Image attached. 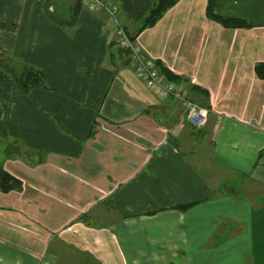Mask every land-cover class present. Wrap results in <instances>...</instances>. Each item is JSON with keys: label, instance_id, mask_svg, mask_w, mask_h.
I'll use <instances>...</instances> for the list:
<instances>
[{"label": "crops", "instance_id": "1", "mask_svg": "<svg viewBox=\"0 0 264 264\" xmlns=\"http://www.w3.org/2000/svg\"><path fill=\"white\" fill-rule=\"evenodd\" d=\"M106 1L207 121L136 76L105 10L0 0V51L46 84L0 79V172L17 183L0 188V264H264V0H215L237 27L177 0L139 32L153 0Z\"/></svg>", "mask_w": 264, "mask_h": 264}, {"label": "built area", "instance_id": "2", "mask_svg": "<svg viewBox=\"0 0 264 264\" xmlns=\"http://www.w3.org/2000/svg\"><path fill=\"white\" fill-rule=\"evenodd\" d=\"M90 10H105L115 21V45L129 51L130 65L137 77L159 98H172L184 106V119L193 126H201L207 121L208 109L189 97L186 86L177 81L167 79L152 58L147 57L140 46L121 28L116 21L118 7L106 0H82ZM195 79L192 78L191 82Z\"/></svg>", "mask_w": 264, "mask_h": 264}, {"label": "trees", "instance_id": "3", "mask_svg": "<svg viewBox=\"0 0 264 264\" xmlns=\"http://www.w3.org/2000/svg\"><path fill=\"white\" fill-rule=\"evenodd\" d=\"M176 1L177 0H153L151 7L148 9L146 14L142 18L141 24L137 32L143 30L146 27L153 25L169 7H171L173 4L176 3ZM214 1L215 0H208L207 2V15L209 17L219 21L220 23H222L224 26L227 27L248 25V22L243 19H239L235 17H222L220 15L215 14L213 12ZM2 29L5 31H14L15 25L9 23H3ZM130 38L133 40L135 38V35L134 36L131 35ZM126 52L129 54L128 50H126ZM161 71L167 77V79L178 82V79H175L177 77L173 75L170 71L166 69H163ZM256 71L261 77H264V62H260L256 65ZM5 76H11L14 79L15 83L17 84L18 88L22 92L27 94L34 88L46 87L44 74L40 70L34 68L29 64L19 62L16 59L12 58L11 56H8L0 51V79H3ZM3 133L4 135L6 134V132ZM15 150H17V148H15ZM11 179L12 177L8 173H6L5 171H1L0 188L6 190L9 189L10 187H14V185H17V183L15 182H12V184L9 183Z\"/></svg>", "mask_w": 264, "mask_h": 264}]
</instances>
